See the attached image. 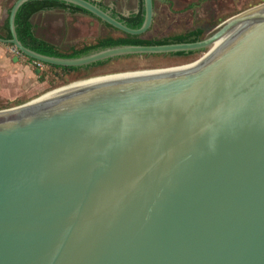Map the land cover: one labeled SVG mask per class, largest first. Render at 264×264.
Wrapping results in <instances>:
<instances>
[{"label": "water", "instance_id": "1", "mask_svg": "<svg viewBox=\"0 0 264 264\" xmlns=\"http://www.w3.org/2000/svg\"><path fill=\"white\" fill-rule=\"evenodd\" d=\"M80 67L207 49L195 61L77 79L0 108V264H264V1L188 42L78 57ZM132 35L99 0H63ZM113 7V6H112ZM18 56L14 57L17 60Z\"/></svg>", "mask_w": 264, "mask_h": 264}, {"label": "rangeland", "instance_id": "2", "mask_svg": "<svg viewBox=\"0 0 264 264\" xmlns=\"http://www.w3.org/2000/svg\"><path fill=\"white\" fill-rule=\"evenodd\" d=\"M15 0H6L9 9ZM104 4L113 3L114 0H101ZM177 13L162 11L163 5L157 0L159 10L153 28L143 36L147 38H162L176 34L186 33L195 28L203 29V37L218 23L228 17L259 4L264 0H220L222 9L217 13L210 12L211 0H175ZM198 4L192 8V4ZM207 4L210 6L207 7ZM117 10L133 9L134 2L126 1L115 4ZM212 9V8H211ZM162 11V12H161ZM169 15L161 22V13ZM36 34L59 46L63 50L70 46H81L94 42L98 37L106 35H118L119 32L109 27L96 17L83 12H70L63 9H51L35 14L32 18ZM0 22H2L0 18ZM0 32L1 29H0ZM205 50L194 51L185 55H173L170 53L130 55L116 57L102 66H93L89 69H80L62 73H53L47 70L45 80L40 81L39 74L35 72V63L30 62L20 54L14 46L0 42V108L11 107L27 101L47 90L62 84L103 73L161 68L181 65L197 60L206 53ZM18 56L17 60L14 57Z\"/></svg>", "mask_w": 264, "mask_h": 264}, {"label": "trees", "instance_id": "3", "mask_svg": "<svg viewBox=\"0 0 264 264\" xmlns=\"http://www.w3.org/2000/svg\"><path fill=\"white\" fill-rule=\"evenodd\" d=\"M141 0L140 9L138 12H133L129 17L119 18L125 25L138 28L142 25L144 21L145 7L143 6ZM102 8L107 9L103 2L99 3ZM63 9L74 12H83L89 15H92L90 12L85 10L84 8L77 6L75 4L67 3L63 0H28L25 2L18 10L15 17V26L18 38L26 47L38 51L43 54L59 56V57H78L85 54H89L93 51L117 46V45H125V44H142V45H150V44H164V43H172V42H188V41H196L203 38V29L195 28L186 33L176 34L172 36L162 37V38H147L143 35H132L126 33L124 31L118 30L108 23H105L109 27L115 29L119 32L118 35H106L102 37H98L94 42L86 43L81 46H70L68 49L63 50L59 46L54 43L48 41L47 39L40 37L36 34L35 25L33 23V16L41 11L51 10V9ZM114 16L117 17L115 12H112ZM93 16V15H92ZM0 36L3 38H11V31L9 27V17L5 20L3 27L1 28ZM11 45V44H10ZM190 52H176L170 53L173 55H187L193 53ZM148 55V54H143ZM130 56V55H129ZM30 62L35 63V72L39 74L40 81L45 80V75L47 70L51 72L57 73L58 71L62 73H68L70 71H76L80 69H89L93 66H102L109 63L114 58L101 60L89 65L80 66V67H66L59 66L54 64H48L40 61H36L24 55ZM37 63H40L38 65ZM46 71V73H45ZM2 108V107H1Z\"/></svg>", "mask_w": 264, "mask_h": 264}, {"label": "flooded vegetation", "instance_id": "4", "mask_svg": "<svg viewBox=\"0 0 264 264\" xmlns=\"http://www.w3.org/2000/svg\"><path fill=\"white\" fill-rule=\"evenodd\" d=\"M119 1H121V2H126V1H132V2H134V4H135V7L133 8V9H128V10H126L125 9V6H123L122 7V9L121 10H117L116 9V6H115V4H119ZM162 5H163V8H162V11H167V12H173V13H177L176 12V8H175V5H177L176 4V1L175 0H158ZM200 2H203V0H199ZM235 2H236V0H234ZM100 2H102L101 0H99V3ZM156 2H157V0H154V11H155V15H154V19H153V23H152V26L149 28V30L151 29V28H153V26H154V23H155V20H156V18L158 17V12H159V10H158V8H157V6H156ZM212 2H214V4L212 3ZM211 8L209 7V9L211 10L210 12H213L214 14H216L217 13V10L220 8V9H222V2L220 1V0H211ZM104 4V3H103ZM111 4H113V7L111 6ZM142 4H143V6H144V1H142ZM105 6H106V8L107 9H111V12H115L116 14H117V17L118 18H122V17H129L130 15H131V13H133V12H138L139 11V9H140V5H141V0H114V2L113 3H108V4H104ZM198 4H196V3H193L192 4V8H194L195 6H197ZM208 6H210V4H207V7ZM47 11V10H46ZM161 11V12H162ZM42 12V11H41ZM160 12V13H161ZM161 15H162V20H161V22L163 21V20H166V18L169 16V15H167V13H164V14H162L161 13ZM225 20V19H224ZM223 20V21H224ZM222 22V21H221ZM218 24H220V23H218ZM217 24V25H218ZM217 25H215V26H217ZM148 30V31H149ZM13 46V45H12ZM16 49V48H15ZM17 50V49H16Z\"/></svg>", "mask_w": 264, "mask_h": 264}, {"label": "crops", "instance_id": "5", "mask_svg": "<svg viewBox=\"0 0 264 264\" xmlns=\"http://www.w3.org/2000/svg\"><path fill=\"white\" fill-rule=\"evenodd\" d=\"M6 0H0V18L2 22H0V29L3 27L5 20L8 18V13L10 8L8 9L6 4H4ZM113 6V4H111Z\"/></svg>", "mask_w": 264, "mask_h": 264}, {"label": "built area", "instance_id": "6", "mask_svg": "<svg viewBox=\"0 0 264 264\" xmlns=\"http://www.w3.org/2000/svg\"><path fill=\"white\" fill-rule=\"evenodd\" d=\"M38 65H40V63H37Z\"/></svg>", "mask_w": 264, "mask_h": 264}]
</instances>
